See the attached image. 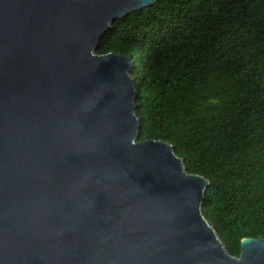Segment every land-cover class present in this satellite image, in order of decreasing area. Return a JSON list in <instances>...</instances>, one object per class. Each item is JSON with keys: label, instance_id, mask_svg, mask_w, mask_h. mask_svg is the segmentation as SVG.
Instances as JSON below:
<instances>
[{"label": "water", "instance_id": "95a60500", "mask_svg": "<svg viewBox=\"0 0 264 264\" xmlns=\"http://www.w3.org/2000/svg\"><path fill=\"white\" fill-rule=\"evenodd\" d=\"M155 0H0V264H264L204 219L207 181L138 140L134 61L98 55Z\"/></svg>", "mask_w": 264, "mask_h": 264}, {"label": "trees", "instance_id": "16d2710c", "mask_svg": "<svg viewBox=\"0 0 264 264\" xmlns=\"http://www.w3.org/2000/svg\"><path fill=\"white\" fill-rule=\"evenodd\" d=\"M109 52L134 61L138 140L206 179L202 215L238 258L264 238V0H155L111 23Z\"/></svg>", "mask_w": 264, "mask_h": 264}]
</instances>
